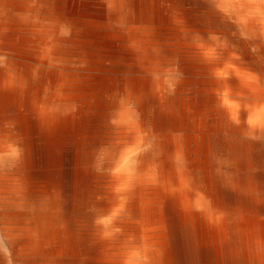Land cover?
Instances as JSON below:
<instances>
[{
    "label": "bare ground",
    "instance_id": "bare-ground-1",
    "mask_svg": "<svg viewBox=\"0 0 264 264\" xmlns=\"http://www.w3.org/2000/svg\"><path fill=\"white\" fill-rule=\"evenodd\" d=\"M41 4L45 5L39 13L41 20L53 17L66 19L79 29L70 41L72 55H82L88 60V65L84 69H67L63 76L53 70L23 95L18 90L9 92L3 88L4 73L0 70V134L7 131L3 127L7 121L16 123L15 132L25 149L21 171L31 184L33 193L53 187L61 191L62 176L67 172L72 176L74 204L78 191L96 187L94 185L100 175L89 173L87 161L90 150L101 134L114 143L124 139L118 135L122 130L109 126L105 117L117 107L115 98L109 100L107 97L114 93L122 95L128 86L134 93L143 94L142 120L151 123L154 131L163 138L162 155L158 161L162 165L161 181L177 183L170 163L172 134L182 132L193 187H199L203 182L215 202L229 210L239 204L246 214V222L234 223L226 234L218 233L206 227L199 216L189 218L180 212L177 199L169 198L158 188L141 186L133 193L134 200L130 205L132 220L122 225L124 234L111 242V251L108 250L109 242H100L98 237L89 248H82L78 233L69 221L67 232L54 233L57 242L49 253L37 259L36 264H120L119 257L113 258V252L126 243L129 236L134 237L135 245H139L141 228L160 224L164 225V232L147 233L160 240L162 257L159 264H262L264 221L259 217L264 216V206L255 208L247 200H238L221 189L212 175L210 153H215L218 147L217 128L223 113L217 107L215 82L208 78L207 69L189 46L191 32L204 34L207 30H214L227 34L234 30L233 26L221 25L217 14L204 0H130L135 24L141 30L127 35L118 28L109 27L116 16L108 13L104 0H37L36 6H32V0H0V40L3 41L0 54L9 53L8 59L26 76H30L36 63L33 56L40 37L33 39V35L40 25H33L32 19L37 16ZM174 15L184 24L174 25ZM181 27L190 30L187 38L182 37ZM133 42L141 51L131 47ZM239 44L245 50V60H248V45L243 41ZM156 45L162 49L159 59L178 57L185 75L176 96L166 98L163 103L152 94L154 86L147 74L151 70V61L158 59L151 52ZM252 68L264 75V67L252 65ZM228 83L234 91L238 90L235 79ZM60 84L64 85L62 90L69 99L78 104L77 111L68 116L57 113L41 117L38 106H54L52 100ZM46 86L49 90L47 100L44 99ZM149 108L153 109L151 116ZM243 116L244 113L241 114L242 119ZM255 162L264 168V154ZM257 179L264 189V172L258 174ZM105 182L109 190L108 201L114 203L109 180ZM64 235L66 240L62 238ZM151 255L155 256L154 253Z\"/></svg>",
    "mask_w": 264,
    "mask_h": 264
},
{
    "label": "clouds",
    "instance_id": "clouds-1",
    "mask_svg": "<svg viewBox=\"0 0 264 264\" xmlns=\"http://www.w3.org/2000/svg\"><path fill=\"white\" fill-rule=\"evenodd\" d=\"M104 2L108 13L116 16L109 27L118 28L126 35L141 30L135 24V12L130 0ZM204 2L217 14L221 25H232L234 29L227 34L214 30H207L204 34L191 32L189 45L207 69L208 78L215 82L214 95L219 101L217 107L223 113L222 122L217 128L218 147L215 153H210L212 175L221 189L259 208L264 206V189L257 176L264 172V168L255 161L264 154V75L253 70L252 65L264 67V0ZM36 4L37 0H32V6ZM44 7L41 4L37 16L32 19L33 25H40L35 28L33 39H40L33 56L36 63L31 68L30 76L14 67V62L8 59L9 53L0 54L3 88L9 92L18 90L23 95L30 86L37 85L53 70L63 76L67 69H84L88 65V60L82 55H72L70 41L79 29L66 19L53 17L41 20L39 13ZM24 19L27 20V17ZM173 24L180 26L184 21L174 15ZM180 32L182 37L187 38L190 30L181 27ZM239 41L248 45V60H245V50ZM131 47L141 51L136 42ZM151 52L158 59L151 61V70L147 74L154 86L152 94L163 103L166 98L176 96L185 75L180 69L178 57L159 59L162 57L159 45L152 47ZM232 79L238 82V90L234 91L229 85L228 81ZM63 87L60 84L56 89L52 100L54 106H38V115L43 117L58 113L68 116L77 111L78 104L69 99ZM48 91L46 86L45 100ZM114 98L117 107L109 124L122 130L118 135L124 139L100 146L95 154L93 168L97 175L108 177L115 202H108L107 207H98L107 197L97 196V205L87 209L92 214L93 233L100 242H109V251L111 242L123 236L122 225L132 220L130 205L134 200L133 193L141 186L158 188L169 198L177 199L180 212L189 218L199 216L206 227L218 233L226 234L228 227L234 223L246 222V214L239 204L229 210L215 202L203 182L199 187H193L194 180L184 152L182 132L172 134L170 163L175 170L177 183L161 181L162 165L158 161L162 155L163 138L154 131L151 123L142 120L140 108L145 102L143 94H136L125 86L122 95L114 93L107 97L109 100ZM152 112L153 109L149 108V116ZM3 127L7 131L0 134V264H36L37 259L49 253L57 242L54 233L67 232V201L55 187L33 193L31 184L21 171L25 149L15 132L17 125L10 120ZM114 148L118 151L114 152ZM110 155L114 156L111 161ZM109 162L111 167H106ZM259 219L264 221V216ZM86 227L77 225L81 230ZM192 227L195 230L194 223ZM164 231L163 224L152 228L142 227L140 244L135 245L134 237L129 236L126 243L113 252V258L119 257L120 264H159L162 257L160 240L147 233ZM62 238L66 240L67 236ZM256 243L258 245L259 241ZM248 250L251 254V245ZM153 253L154 257L151 255Z\"/></svg>",
    "mask_w": 264,
    "mask_h": 264
},
{
    "label": "rangeland",
    "instance_id": "rangeland-1",
    "mask_svg": "<svg viewBox=\"0 0 264 264\" xmlns=\"http://www.w3.org/2000/svg\"><path fill=\"white\" fill-rule=\"evenodd\" d=\"M110 111L111 112H108L109 115L107 114L105 117L107 124H109V120L111 118H113V115L115 112L114 109H112ZM109 126H112V125L109 124ZM108 129L111 130L112 128H108ZM100 133H101V129H100ZM98 137L99 138L97 139L95 146L90 150V157L88 158V161H87V165L89 167V173L91 172L90 174H92V175H97L94 171L93 164L95 161V154L98 151L99 147L103 146V145H107V144H114V142L111 139H109L107 136L105 138L101 134ZM113 151L116 152V151H118V149L114 148ZM112 159H114V156L110 155L109 161H111ZM66 166H68L67 163H66ZM106 167H111V163L110 162L107 163ZM107 179H108L107 176H97L96 182L98 181L99 184L96 183L94 185V186H96L95 188L93 187V188H90V189L85 190V191H82V190L78 191L77 199H76V202L74 204L73 196H72V186H73L72 176L68 172L63 174V176H62L61 193H62L64 200L67 201V204L65 205V215L68 218V221H70L74 225V227L78 233V236H79L78 237L79 242L82 245L81 247L84 249L89 248L90 244L94 243L97 240V236L93 233L92 228H91L92 214L88 213L87 209H88V207H92L93 205H97L96 197L99 195L101 197H107V200L102 201L101 205H97V206L98 207L99 206L106 207V204H108V202H109L108 201L109 190H108V188L106 186V182H105ZM91 189H93V190H91ZM102 189H104V190H102ZM93 193H94V195H93ZM89 203H90V205H89ZM78 224L87 225L86 228L82 229V232L84 231L83 233L81 232V229L79 230L77 228ZM85 229L88 231H85Z\"/></svg>",
    "mask_w": 264,
    "mask_h": 264
}]
</instances>
